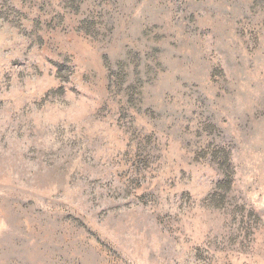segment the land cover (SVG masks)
Wrapping results in <instances>:
<instances>
[{"label": "rangeland", "instance_id": "obj_1", "mask_svg": "<svg viewBox=\"0 0 264 264\" xmlns=\"http://www.w3.org/2000/svg\"><path fill=\"white\" fill-rule=\"evenodd\" d=\"M0 264H264V0H0Z\"/></svg>", "mask_w": 264, "mask_h": 264}, {"label": "trees", "instance_id": "obj_2", "mask_svg": "<svg viewBox=\"0 0 264 264\" xmlns=\"http://www.w3.org/2000/svg\"><path fill=\"white\" fill-rule=\"evenodd\" d=\"M108 62V61H106ZM113 72V71H111ZM114 73V72H113ZM112 73V74H113ZM124 73H117L116 78L119 79L120 84H123L126 80V78L122 77L120 78ZM113 76V75H112ZM111 79V76H110ZM134 91L133 87H130L127 95H130L131 92ZM208 155L213 158L214 164L216 166V171L218 172V178L214 179L216 188L221 190V193L225 197L228 195L232 188H233V182H234V171L231 168L230 165V156L229 152L226 151L224 148L217 149V150H211L209 151ZM222 196V197H223Z\"/></svg>", "mask_w": 264, "mask_h": 264}]
</instances>
